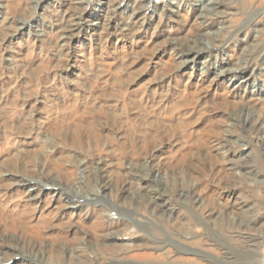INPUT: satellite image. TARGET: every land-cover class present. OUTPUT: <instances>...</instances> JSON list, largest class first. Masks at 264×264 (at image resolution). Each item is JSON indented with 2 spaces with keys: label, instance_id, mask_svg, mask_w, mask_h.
<instances>
[{
  "label": "rangeland",
  "instance_id": "1",
  "mask_svg": "<svg viewBox=\"0 0 264 264\" xmlns=\"http://www.w3.org/2000/svg\"><path fill=\"white\" fill-rule=\"evenodd\" d=\"M141 1L0 0V264H69L62 250L109 234L149 254L128 264L264 263V0H208L211 19L197 0ZM188 39L200 50L174 67Z\"/></svg>",
  "mask_w": 264,
  "mask_h": 264
},
{
  "label": "bare ground",
  "instance_id": "2",
  "mask_svg": "<svg viewBox=\"0 0 264 264\" xmlns=\"http://www.w3.org/2000/svg\"><path fill=\"white\" fill-rule=\"evenodd\" d=\"M196 1V0H195ZM199 3H200V5H202V8L204 9L205 8V10H208L209 12H211V13H209L208 15H207V13H206V15H205V17L207 18V19H211L210 18V16H212L215 12L214 11H216L215 10V7L213 6V5H215V4H213V2H214V0H212L211 2V4H213L212 6H207L206 5V3H209L208 2V0H197ZM138 2V1H137ZM147 2H148V0H142L141 2H140V5H142V6H144V5H146L147 4ZM207 11V12H208ZM254 12H252L251 14H253ZM250 14V16H252ZM202 16V15H201ZM204 19V18H203ZM223 27V26H222ZM222 29V28H221ZM219 31V30H218ZM221 31V30H220ZM236 31V30H235ZM234 31V32H235ZM217 32V31H216ZM225 34V33H224ZM237 35V34H236ZM221 37V36H220ZM198 44H199V41L198 40H184V41H177L176 43H175V50L179 53V62L176 64V65H174V67H180V65H183L185 62H187V60L188 59H190V56H189V54H197L198 53V51L200 50V48L198 49ZM200 46V45H199ZM213 46V45H212ZM215 46V45H214ZM213 46V47H214ZM207 47V46H206ZM172 48V47H171ZM264 48V47H263ZM206 49V48H205ZM261 50V49H260ZM206 51V50H205ZM261 51H263V49L261 50ZM260 52V51H259ZM175 53V52H174ZM263 53V52H262ZM259 54V53H258ZM195 56L193 55V58H194ZM192 60V59H191ZM245 65V64H244ZM230 73H229V81L231 80V79H233L235 76H236V74L233 72V70H230L229 71ZM217 75V74H216ZM228 87V86H227ZM13 88V87H12ZM32 88V87H31ZM36 90V89H35ZM11 91V90H10ZM26 94H27V92H26ZM5 97V96H4ZM3 98V97H2ZM26 98V97H25ZM13 102V101H12ZM30 103V102H29ZM6 104V103H5ZM15 104V103H14ZM17 104V103H16ZM35 104V103H34ZM12 106V105H11ZM36 106V105H35ZM26 107V106H25ZM18 109V108H17ZM22 109V108H21ZM34 109V108H33ZM249 110V108L246 106V104L244 105H242V106H240L238 109H237V111H236V113H235V115H236V117H238L239 115H240V113H244V112H246V111H248ZM21 111V110H20ZM75 111V110H74ZM84 111V110H83ZM15 113H17L16 111H14V112H11V114H15ZM248 113V112H247ZM251 113V112H250ZM94 115V114H93ZM96 115V114H95ZM94 115V116H95ZM101 115V114H100ZM23 116V115H22ZM247 116V115H246ZM250 116V115H249ZM3 117V116H2ZM16 117V116H15ZM18 117V116H17ZM84 117V116H83ZM88 117V116H87ZM245 117V116H244ZM95 118H97V117H95ZM168 118H170V117H168ZM240 118V117H239ZM243 118V117H242ZM7 119V118H6ZM68 120V119H67ZM247 120V119H246ZM250 120V119H249ZM248 120V121H249ZM5 121V120H4ZM91 121V120H90ZM116 121V120H115ZM119 121V120H118ZM1 122V121H0ZM243 122V121H242ZM244 122H245V120H244ZM26 123V122H25ZM67 123V122H66ZM114 123V122H113ZM248 122H246V124H247ZM5 124V123H4ZM3 124V125H4ZM30 124V123H29ZM58 124V123H57ZM75 124V123H74ZM89 124V123H88ZM116 124V123H115ZM234 124V122L232 123V122H229V125L230 126H232ZM244 124V123H243ZM11 125V124H10ZM22 125V124H21ZM78 125H80V123H78ZM157 125V124H156ZM159 125V124H158ZM77 126V125H76ZM12 127H14L13 126V124H12ZM155 127V126H154ZM3 128V127H2ZM6 128V127H5ZM15 128V127H14ZM78 128V127H77ZM91 128H92V126H91ZM166 128H168L169 129V127H167L166 126ZM177 128V127H176ZM248 128H255V126L253 125V123H251V124H249L248 125ZM260 128V127H259ZM9 129V128H8ZM24 129V128H23ZM59 129V128H58ZM73 129V128H72ZM79 129V128H78ZM86 129V128H85ZM14 130V129H13ZM75 130V129H74ZM73 130V131H74ZM89 129H87V132L86 133H88L89 131H88ZM133 130V129H132ZM11 131V130H10ZM84 131V130H83ZM81 132V133H84V132ZM140 131V130H139ZM5 132H7V131H5ZM75 132V131H74ZM76 132H77V129H76ZM90 132H91V130H90ZM97 132V131H96ZM138 132V131H137ZM142 132V131H141ZM144 132V131H143ZM146 132V131H145ZM149 132V131H148ZM55 133V132H54ZM60 133V132H59ZM72 133V132H71ZM99 133V132H98ZM160 133V132H159ZM65 134H66V132H65ZM89 134V133H88ZM136 134V133H135ZM148 134V133H147ZM154 134V133H153ZM74 135V134H73ZM79 135V134H78ZM86 135V134H85ZM151 135V134H150ZM259 135V134H258ZM74 136H76V135H74ZM97 136V135H96ZM101 136V135H100ZM132 136V135H131ZM61 137V136H60ZM78 137V136H77ZM79 137H81V136H79ZM88 137H91V133L89 134V136ZM93 137H94V135H93ZM92 137V138H93ZM191 137V136H190ZM57 138V137H56ZM75 138V137H74ZM87 138V137H86ZM97 138V137H96ZM96 138H94V139H96ZM132 138V137H131ZM189 138V137H188ZM1 139V138H0ZM82 139H83V137H82ZM62 140V139H61ZM74 140H76V139H74ZM97 140H99V139H97ZM139 140H141V139H139ZM143 140V139H142ZM2 141V140H1ZM4 141H6V140H4ZM12 141V140H11ZM72 141V140H71ZM80 141H83V140H81L80 139ZM138 141V140H137ZM7 142V141H6ZM86 142H87V140H86ZM131 142V141H130ZM141 142H143V141H141ZM62 143H64V142H62ZM68 143V142H67ZM70 143V142H69ZM68 143V144H69ZM97 143H98V141H97ZM97 143H95V144H97ZM140 143V142H139ZM76 144V143H75ZM79 144V143H78ZM82 144V143H81ZM219 144H221L220 142L218 143V144H216V148H220V146H219ZM8 145V144H7ZM11 145V144H10ZM47 145V144H46ZM189 145L190 146H198V139H196V138H190V141H189ZM218 145V146H217ZM226 145V144H225ZM186 146H187V144H186ZM190 146H189V148H190ZM193 146V147H194ZM221 146H222V144H221ZM42 147V146H41ZM132 147V146H131ZM1 148V147H0ZM4 148V147H3ZM218 148V149H219ZM223 148V147H222ZM4 150V149H3ZM45 153V152H44ZM194 153V152H193ZM47 154V153H46ZM183 154V153H182ZM185 154V153H184ZM189 154V153H188ZM191 154V153H190ZM189 154V155H190ZM195 154V153H194ZM196 155H198V153L196 154ZM211 155V154H210ZM210 155H208V156H206V159H209V160H211V161H216V163H221V162H223L224 161V159L226 158L225 157V155H223L222 157H218V156H210ZM68 156V155H67ZM76 156V155H75ZM1 157V156H0ZM191 157V156H190ZM15 158V157H14ZM218 158H220V159H218ZM48 159V158H47ZM77 159V158H76ZM182 159V158H181ZM191 159V158H190ZM15 160V159H14ZM17 160V159H16ZM44 160V159H43ZM180 160V159H179ZM192 160V159H191ZM19 161V160H18ZM72 161V160H71ZM182 160H180V162H181ZM46 162H48V161H46ZM73 162V161H72ZM129 162H130V164H132L133 163V160H129ZM177 162V161H176ZM183 162V161H182ZM181 162V163H182ZM186 162V161H185ZM14 163H16V165H21V164H19V163H21V162H13L12 161V159H8L7 161H6V163H4V166L5 167H7V165L8 166H10V165H13ZM187 163V162H186ZM7 164V165H6ZM44 164V163H43ZM55 164V163H54ZM137 164V163H136ZM76 165V164H75ZM78 165V164H77ZM80 165V164H79ZM221 165V164H220ZM3 166V165H2ZM14 166V165H13ZM194 166V165H193ZM215 166V165H214ZM145 168L147 167L146 165L144 166ZM196 167V166H195ZM221 167V166H220ZM224 167V166H223ZM155 168V167H154ZM39 169V168H38ZM84 169V168H83ZM147 169V168H146ZM150 169V168H149ZM156 170H157V173H158V171H159V168H156ZM220 170V169H219ZM248 169H242V170H240V172H239V174H238V176L240 177V178H242V177H244V171H247ZM25 173H28L29 172V168H27V167H25V169L23 170ZM155 171V170H154ZM188 171V170H187ZM197 171V170H196ZM189 172V171H188ZM217 172H218V170H217ZM242 172H243V174H242ZM223 173V172H222ZM229 173V172H228ZM154 172H153V170L152 169H150V171H149V173L147 174V177L146 178H149V176L151 175V178H153V179H156V180H158V178H154ZM260 175V174H259ZM144 176V175H143ZM145 176H146V174H145ZM218 176V175H217ZM262 177H263V175H261ZM186 177V176H185ZM219 177V176H218ZM31 178V177H30ZM230 178H233V175L232 174H228L227 176H222L221 177V179H225V180H227V182H229L230 180ZM160 179V178H159ZM30 180L31 179H25V176H24V178H21L19 181L21 182V183H23V184H25V185H27V189L28 190H36V188L37 187H35L34 186V184L32 185V184H30L29 182H30ZM36 181V180H35ZM43 181H46V180H43ZM140 181V180H139ZM155 181V180H154ZM159 181V180H158ZM146 182V181H145ZM156 182V181H155ZM34 183V182H33ZM40 183V182H39ZM139 183V182H138ZM146 184V183H145ZM144 184V185H145ZM44 185H46V183H43L41 186H44ZM47 185H49V186H51V187H54V185L52 184V183H50L49 184V182L47 183ZM138 185V184H137ZM40 186V187H41ZM154 186V185H153ZM141 187V186H140ZM152 187V186H151ZM78 187H76L75 189H77ZM185 188V187H184ZM57 189V188H56ZM80 189V188H79ZM94 189V188H93ZM186 189V188H185ZM122 190V189H121ZM93 191V190H92ZM97 191V190H96ZM118 191V190H117ZM185 191H187V190H185ZM85 192V191H84ZM150 192V191H149ZM181 192V191H180ZM180 192H178V195H180ZM123 194V193H122ZM152 194V193H151ZM151 194H150V196H148V194H144V195H142L141 196V198H142V202L144 201L145 202V204H146V206L147 207H150L153 203H154V201H153V197H151ZM152 195H154V194H152ZM173 195V194H172ZM123 196L125 197V195L123 194ZM122 196V197H123ZM128 196V195H127ZM179 197V196H178ZM173 198V197H172ZM66 203L67 204H71V203H74L73 202V200L71 199V198H69V199H67L66 200ZM222 205V204H221ZM156 208V207H155ZM227 210V209H226ZM11 212H16L17 211V209L16 208H14V207H12L11 208V210H10ZM155 211V210H154ZM23 212H25V210H22L21 211V213L23 214ZM226 212V211H225ZM230 212L232 213L233 211L232 210H230ZM26 213H27V211H26ZM96 213H98V212H96ZM220 213V212H219ZM114 214V212H112L111 210H109L108 208H107V211H106V213H105V215H101L100 214V212H99V214L95 217L96 218V224H95V232L96 233H102L103 234V232L108 228V226L106 227V224H108V223H106L105 225H103L102 224V222H104V219L106 218V219H108L109 217H110V215H113ZM2 216V215H1ZM16 216V215H15ZM217 218V217H216ZM2 221L5 223V225L7 226H11V225H14V224H16V223H18L19 221L18 220H16L15 218H14V216L13 215H11L10 213L9 214H6L5 216L3 215V217H2ZM99 221H100V223H99ZM219 221L221 222V224L223 225V227H225V228H227V226L228 225H231L232 223H233V221H234V215H232L231 214V216H227L225 213L224 214H220V217H219ZM256 221V220H255ZM120 223H118V226L117 227H112V228H115V230H117V233L120 235V233L121 234H123V233H127L128 234V231L129 230H131V229H133V224H132V222L131 221H129V220H125V219H120V221H119ZM20 223V222H19ZM241 223V222H240ZM23 224V223H22ZM262 224V223H261ZM214 225H215V223H214ZM250 225V224H249ZM219 226V225H218ZM215 227V226H214ZM230 228V227H229ZM228 228V229H229ZM247 228V227H246ZM245 228V229H246ZM31 230H32V228H30ZM217 229V228H216ZM35 230V229H34ZM107 230H111L110 229V227L107 229ZM221 230V229H220ZM222 230H223V228H222ZM93 231V230H92ZM35 232V231H34ZM217 233V232H216ZM124 234V235H125ZM220 234V233H219ZM212 236V235H211ZM256 239V238H255ZM114 241H115V239H114V235H112V234H109L108 236H106V240H103V242H97V243H95V244H84V243H82L80 246H78L77 248H73V249H68V250H62L61 251V253H60V255H61V257H62V259H63V257H66L67 259H66V261L69 263V264H128L127 262L128 261H130V260H132V259H137V258H142V259H144V258H146V257H148L149 256V254H146V253H143V254H135V253H130L129 251H128V249L126 248L124 251H122V252H120V254L118 253L117 254V252L115 253V251H117V250H115L113 247H109V244L110 243H114ZM153 241V240H152ZM217 241V240H216ZM153 243V246H154V248H156L157 250H163V248H164V246H162V245H160V244H155V243H159V242H156V241H153L152 242ZM115 244V243H114ZM114 246V245H113ZM116 246V245H115ZM124 246V245H123ZM128 247V246H127ZM69 248V247H68ZM83 253V252H85V254H87L88 255V257H87V259H85L84 261H82V259H81V253ZM89 252V253H88ZM59 255V256H60ZM61 259V260H62ZM264 264V263H263Z\"/></svg>",
  "mask_w": 264,
  "mask_h": 264
}]
</instances>
